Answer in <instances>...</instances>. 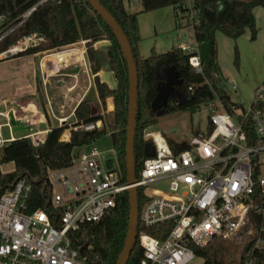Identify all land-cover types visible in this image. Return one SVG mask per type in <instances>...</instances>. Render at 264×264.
<instances>
[{
    "label": "built area",
    "instance_id": "built-area-1",
    "mask_svg": "<svg viewBox=\"0 0 264 264\" xmlns=\"http://www.w3.org/2000/svg\"><path fill=\"white\" fill-rule=\"evenodd\" d=\"M187 7V19L195 25L198 19L192 0ZM36 8L23 14L11 28L0 13V44ZM176 16L178 20L184 18L180 11ZM42 42L44 38L38 34L25 36L0 53V60L18 57ZM179 48L191 55L189 64L201 72L198 45L183 44ZM230 85L235 92L239 89L235 82ZM218 102L224 111L211 116L207 131L193 137L181 151H173L160 131H144V139L153 145L154 152L144 160L134 185L145 198L143 205L139 204L138 221L146 228H166L159 230L160 238L138 235L143 249L139 264L193 263L199 258L196 249L215 238L230 240L241 234L249 224L256 193L264 196V83L249 105L233 102L230 112ZM11 114L25 126H33L28 120L32 114L20 118L14 110H0V152L17 139ZM65 124V119L58 120V127ZM5 128L9 137L4 134ZM69 129L101 132L103 126L99 122L81 123L77 127L69 125ZM49 132H32L22 138L38 147ZM163 182L168 184L167 191L155 188ZM46 184L52 189L48 206L32 213L27 212L32 192L28 177L20 178L0 196V264H89L83 252L88 242L78 235L87 224L102 222L116 207L118 198L132 187L125 180L118 156L116 160L107 159L96 147L75 156L68 169L49 170ZM257 212L264 215V207ZM255 249L264 251L263 238H258Z\"/></svg>",
    "mask_w": 264,
    "mask_h": 264
},
{
    "label": "trees",
    "instance_id": "trees-1",
    "mask_svg": "<svg viewBox=\"0 0 264 264\" xmlns=\"http://www.w3.org/2000/svg\"><path fill=\"white\" fill-rule=\"evenodd\" d=\"M0 0V13L5 17V24L9 28L15 26L19 18L31 8L37 6L31 16L17 29L12 31L0 44V53L9 49L17 41L31 34H38L44 38L37 48L31 49L21 56L38 53L59 51L63 48L86 42L87 57L92 72L97 75L102 64L99 50L94 45L101 41H109L108 59L115 78L118 82L117 90H111L107 84L101 83L100 77H95L97 92L104 110L106 100L113 97L114 119L112 124L105 126L101 132L71 130L69 141H63L64 132L68 125L51 128L46 141L35 147L30 139L18 138L4 147V156L0 162H13L15 171L0 174V196L12 187L20 178L28 177L32 184V192L28 200L27 212L48 206V198L52 189L46 184L49 170H65L72 166L75 157L74 150L92 145L96 140L110 134L113 147L117 153L120 166L126 180V145L129 103V71L121 46L111 28L86 0ZM113 16L123 30L131 47L138 70V97L136 110L135 159L136 177L142 164L147 158L150 142L144 139V131L158 123L159 117L153 111V103L157 95L160 77L168 68L180 73L184 88L190 96L183 103H176L169 99L164 111L172 114L179 111L197 112L202 104L220 101L230 112L234 103L223 90V76L218 59V44L216 34L221 33L234 41L247 31L251 40L257 38L258 29L254 16V9H264V0H192L197 11L198 23L191 25L188 21L189 0H141L142 11L147 13L165 7H174L184 18L177 19V27H193L194 40L198 45L201 60V72H197L190 64V54L180 48H172L167 53L158 54L152 51L147 58L140 53V33L138 13L128 11L125 0H98ZM41 3V4H40ZM184 20L187 23L182 26ZM238 60V50H235ZM9 59V58H8ZM76 123L74 127L83 124L96 123L101 117H93L91 103L84 99L74 111ZM108 115L113 118V105L109 101ZM69 132L63 139L68 140ZM171 149L181 151L185 146L177 143L173 138L166 137ZM139 204L143 205L144 195L138 190ZM264 207V196L256 193L255 206L249 215L246 229L230 240L213 239L206 247L195 250L196 255L203 259V264H244L251 260L253 264H264V251L255 249L258 238L264 239V215L257 212ZM130 223V200L128 193L118 198L116 207L98 224H87L78 238L87 241L88 246L83 250L89 264H117L125 248ZM166 226L143 227L138 226L137 239L128 264H139L143 257L138 235L146 233L160 238L159 230ZM252 233L249 234L248 232Z\"/></svg>",
    "mask_w": 264,
    "mask_h": 264
},
{
    "label": "rangeland",
    "instance_id": "rangeland-1",
    "mask_svg": "<svg viewBox=\"0 0 264 264\" xmlns=\"http://www.w3.org/2000/svg\"><path fill=\"white\" fill-rule=\"evenodd\" d=\"M134 7L136 6L134 5ZM183 22L187 23L186 20ZM180 30V38H182L184 41H187L189 44H193V27L184 26ZM259 32L260 31H258V34ZM258 34L256 40L254 41L251 40V36H242L237 41H234L224 37L220 33H218V38L216 35V41L218 44V59L220 63L219 65L224 79L223 90L231 98L232 102H238L245 106L250 104L253 99L254 92L260 85L264 83V42L261 40L259 41ZM176 38L177 33L174 31L161 35L159 34L157 48L155 51L160 54L167 53L171 50L172 42H174ZM154 46L155 44L153 40L143 42L141 46V53L143 54L144 58H147L151 55V49H153ZM74 48L85 49L84 44H75L74 47L63 48L59 51L45 52L41 54V57L39 58L33 56H21L0 60V110H14L17 112V116L22 118L24 116H28L29 113H31L27 106L24 107V110L21 108L23 105L22 103L26 102L38 103L40 105L41 111L44 113L43 98L38 88L41 87L43 90L45 99H47L45 93V89H47L49 91L48 94L52 99L54 96L57 97L59 94L56 87H61L63 83L58 81L59 74L51 77L47 76V72L45 71L44 77V75H42L40 72L41 61L49 54H57ZM236 48L238 50V60H236ZM26 66H28L30 69V74L25 71ZM36 76L37 81L35 80ZM27 79L32 85L30 90H25V83ZM240 79L241 81H239ZM231 80H236L239 83V89L236 92L230 85ZM237 92H239V95H237ZM31 93H34V95H30ZM4 99H7V103H3ZM223 111L224 109L218 101L208 104L205 103L202 104L199 110H197L195 113H191V111L187 110L172 114H165L159 118L157 124L149 127L147 131H160L165 137L173 138L177 143L184 146L188 144L193 137L205 133L208 129L210 117L216 112L221 113ZM102 118H104V123L107 125L112 124V119L110 118V120H108L107 115ZM10 123L12 126L13 135L17 138L28 135L37 129L34 126H25L23 121H16L14 114L10 115ZM106 126L104 124L103 129H107ZM4 134L6 137H9L8 128L4 129ZM64 135L65 134H63L62 139ZM155 136L158 140H160L158 134ZM91 147H96L100 152L105 154V158L107 159H117V155L109 133L96 140L92 146H84L82 148L75 149L74 154H85L90 150ZM14 171L15 165L13 162H0L1 175L9 174ZM155 188L161 191H167L168 184L165 182L159 183L155 185ZM191 264H203V259L196 258Z\"/></svg>",
    "mask_w": 264,
    "mask_h": 264
},
{
    "label": "crops",
    "instance_id": "crops-1",
    "mask_svg": "<svg viewBox=\"0 0 264 264\" xmlns=\"http://www.w3.org/2000/svg\"><path fill=\"white\" fill-rule=\"evenodd\" d=\"M126 5L128 6L127 9L130 13L139 14L138 15V25H139V33L141 37L140 53L142 51L141 46L143 42L148 41V40H153L155 44L154 48L151 49V53L152 51L156 52L155 50L157 48L159 34L161 35L167 32L174 31L175 33H177V38L174 40V42H172V48H179L183 44H189L187 43V41H184L182 38H180L181 30L177 27L178 22L176 19V12H175L174 7L172 6L165 7V8L147 12L144 14V13H141L142 11L141 0H137L136 2H126ZM134 5L136 7H134ZM161 11H164V12H161ZM254 16L256 19L257 29L258 31H260L258 34L259 41L261 40L264 42V9L261 7L255 8ZM181 24L182 26H184L186 22L185 23L181 22ZM216 35L218 38L219 37L218 33ZM249 36H250L249 31H247L243 35V37H249ZM193 39H194V31H193ZM99 43L100 42L94 45L95 49H98ZM77 44H84L85 49L74 48V49L63 51L57 54L56 53L52 55L49 54L41 61L40 72L42 73V75H44L45 77V71L47 72V76H51V77L56 74H59L58 81H61L63 85H61V87H56L59 94L57 97L54 96V98L52 99L49 96L48 94L49 91L47 89H45L46 98H47L45 99L43 90L41 89V87L38 88L43 98L44 113L43 111H41L40 105L38 103H26V102L22 103L23 105L21 106V108L24 109V107L27 106L30 109V111L34 109V111L29 114H32L35 116H31L28 119L30 122L33 123V126L37 128L33 132H43L46 130H51L52 124H51V120L49 119L46 113V110H45L46 106L52 116L51 119L53 123L55 124V126L58 127L57 122L59 119H65L66 123H68L66 125L68 126L75 124L76 119H75L74 111L76 107L84 99L87 98V96L90 94L92 90H94L96 94L95 102L91 103L92 116L102 118V117H105V115H107L108 120H110V117L108 115V108H109V101L111 100L112 105H113V118L111 122H113V119H114L113 97L107 98L106 100L107 107H106V110H104L102 107V104H101V101H100V98L97 92L96 83H95V77L98 76L99 73L97 75H94L92 72L91 64L87 57L86 42H80ZM194 44H195V40L193 44L190 43L189 45H194ZM70 47H74V45L66 47V48H70ZM43 53H38V54L30 55V56L39 58L41 57V54ZM141 56L143 57L142 53H141ZM25 71L28 74L31 73L28 66L25 67ZM35 80L37 81V76L35 77ZM231 81L235 82L237 85L239 84L236 80H231ZM239 81H241V79ZM25 84H26L25 90H30L32 87L31 82L28 81L27 79ZM30 95H34V93H31ZM3 103H7V99H4ZM94 108L96 109V112H94ZM103 119L104 118H102L98 122L101 123L104 128L105 123ZM65 132H69L68 140H64V139L62 140L69 141L71 129H67ZM19 138H22V137H19ZM75 156H78V154H75Z\"/></svg>",
    "mask_w": 264,
    "mask_h": 264
},
{
    "label": "water",
    "instance_id": "water-1",
    "mask_svg": "<svg viewBox=\"0 0 264 264\" xmlns=\"http://www.w3.org/2000/svg\"><path fill=\"white\" fill-rule=\"evenodd\" d=\"M94 10L104 19L111 30L114 32L126 59L129 71V103H128V125H127V145H126V181L127 184L132 186L128 191L130 200V223L129 232L125 244V248L117 264H128L135 241L137 239L138 232V213H139V199L138 189L134 186L136 184V159L134 155L135 151V135H136V110H137V97H138V70L137 65L123 30L113 18V16L101 5L98 0H86ZM43 3V2H42ZM41 4V3H40ZM109 41H101L99 43V59L102 64V69L98 76L101 83L107 84L111 90H117L118 82L115 78L114 72L111 68L108 53H109ZM184 85L181 80L180 73L173 68H168L163 72V76L160 77L157 95L153 103V111L157 113L160 118L165 115L164 108L166 107L169 97L175 93L176 87ZM96 100L95 91L92 90L87 96L86 101L93 103ZM183 103V102H181ZM46 113L51 120L52 128L55 127L51 119V114L45 107ZM153 145L150 143L149 151L145 154V157L153 156ZM1 156H4V151L0 152Z\"/></svg>",
    "mask_w": 264,
    "mask_h": 264
},
{
    "label": "flooded vegetation",
    "instance_id": "flooded-vegetation-1",
    "mask_svg": "<svg viewBox=\"0 0 264 264\" xmlns=\"http://www.w3.org/2000/svg\"><path fill=\"white\" fill-rule=\"evenodd\" d=\"M176 91L174 94H172L169 99L175 100L176 103L185 102L188 100L190 94L189 92L184 88V85L177 86Z\"/></svg>",
    "mask_w": 264,
    "mask_h": 264
},
{
    "label": "bare ground",
    "instance_id": "bare-ground-1",
    "mask_svg": "<svg viewBox=\"0 0 264 264\" xmlns=\"http://www.w3.org/2000/svg\"><path fill=\"white\" fill-rule=\"evenodd\" d=\"M34 111V109H32L30 112L32 113ZM94 112H96V109L94 108ZM158 134V133H155L154 136ZM159 135V134H158ZM156 137V136H155ZM160 137V136H159Z\"/></svg>",
    "mask_w": 264,
    "mask_h": 264
}]
</instances>
